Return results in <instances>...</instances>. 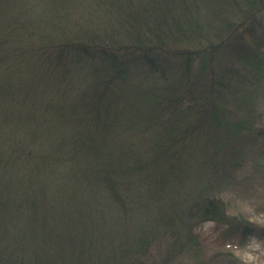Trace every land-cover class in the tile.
Listing matches in <instances>:
<instances>
[{"label": "trees", "instance_id": "16d2710c", "mask_svg": "<svg viewBox=\"0 0 264 264\" xmlns=\"http://www.w3.org/2000/svg\"><path fill=\"white\" fill-rule=\"evenodd\" d=\"M262 10L0 0V264H198L195 225L230 223L222 186L264 157Z\"/></svg>", "mask_w": 264, "mask_h": 264}, {"label": "rangeland", "instance_id": "374dc122", "mask_svg": "<svg viewBox=\"0 0 264 264\" xmlns=\"http://www.w3.org/2000/svg\"><path fill=\"white\" fill-rule=\"evenodd\" d=\"M244 23L255 32L264 33V10ZM136 64L130 65L129 71L137 67L146 70L143 63ZM161 68L169 75L179 71L174 59L163 58ZM231 177L222 186L220 196L227 203L231 225L233 219L246 221L249 232L242 236L240 228L232 230L230 223L216 220L197 222L193 234L197 241L198 264H264V157L260 158L258 166L247 163Z\"/></svg>", "mask_w": 264, "mask_h": 264}]
</instances>
